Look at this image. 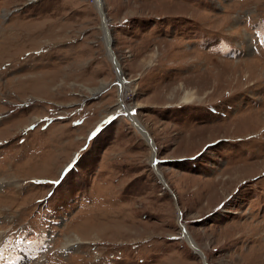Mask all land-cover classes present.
Masks as SVG:
<instances>
[{
    "label": "rangeland",
    "instance_id": "374dc122",
    "mask_svg": "<svg viewBox=\"0 0 264 264\" xmlns=\"http://www.w3.org/2000/svg\"><path fill=\"white\" fill-rule=\"evenodd\" d=\"M97 2L0 0V264H264V0Z\"/></svg>",
    "mask_w": 264,
    "mask_h": 264
},
{
    "label": "bare ground",
    "instance_id": "6f19581e",
    "mask_svg": "<svg viewBox=\"0 0 264 264\" xmlns=\"http://www.w3.org/2000/svg\"><path fill=\"white\" fill-rule=\"evenodd\" d=\"M98 1H100V2H97V5H98V9H99V11H100V13H102L103 14V10H102V2H101V0H98ZM101 5V6H100ZM104 15V14H103ZM106 22V21H105ZM103 28L104 29V32H105V35L107 36V39H106V43H107V52H108V54H110L109 56L111 57V49L109 48L110 47V45H109V34H108V27L107 26H105V25H103L102 24V22H101V25H100V28ZM102 30V29H101ZM102 38H103V32H102ZM114 63V66H115V69H116V71L117 72H119V68H118V64H117V62H116V58H114L113 60H112ZM121 81H123V79H121L119 82H117V85H118V87L120 88V90H121ZM130 119H131V121H132V123L135 125V127H137L138 128V126L136 125V124H138L139 125V123L137 122V121H135V120H132V118L131 117H129ZM137 122V123H136ZM140 126V125H139ZM138 130L140 131V133H142L143 135H144V137L149 141V143L152 145V140L147 136L148 134L147 133H145V129L143 128V126H140L139 128H138ZM157 172V175L160 177V179L162 180L163 178H162V175L161 174H159L158 173V170L156 171ZM187 233V232H186ZM189 236V235H188ZM191 243V242H190ZM199 249V248H198ZM196 251H199L200 252V250H196Z\"/></svg>",
    "mask_w": 264,
    "mask_h": 264
},
{
    "label": "water",
    "instance_id": "95a60500",
    "mask_svg": "<svg viewBox=\"0 0 264 264\" xmlns=\"http://www.w3.org/2000/svg\"><path fill=\"white\" fill-rule=\"evenodd\" d=\"M99 15L101 16V21L103 22V24H105L104 23V16H103V14L102 13H100V11H99ZM137 126H138V128L140 127L138 124H136ZM145 133H147V131H145ZM148 134V133H147ZM148 137H149V134L147 135ZM150 138V137H149ZM155 161V160H154ZM157 173V172H156ZM159 173V172H158ZM160 174V173H159ZM159 180L161 181V183L163 184V186L167 189V190H169L170 191V189H169V186L166 184V182H165V180L164 179H160L159 178ZM180 217V213H179V210H178V219H180L179 218ZM179 224H180V227H181V231H182V234L184 235L185 234V238H186V240H187V242H189L188 244L191 246V248L193 249L192 251L194 252L195 250H199L198 249V246L194 243V241L193 240H191V238L188 236V234L186 233V230H185V228H184V225L181 223V222H179ZM191 242V243H190ZM202 252V251H201ZM194 253H196V252H194ZM201 258H204V255H203V257H201ZM203 264H204V261H203Z\"/></svg>",
    "mask_w": 264,
    "mask_h": 264
},
{
    "label": "snow or ice",
    "instance_id": "6c2138e0",
    "mask_svg": "<svg viewBox=\"0 0 264 264\" xmlns=\"http://www.w3.org/2000/svg\"><path fill=\"white\" fill-rule=\"evenodd\" d=\"M133 111H135L134 109H133ZM112 119H114V118H112ZM99 131V129H97V132ZM93 135H95V133H93ZM153 166L155 167L156 166V162L154 161L153 162ZM37 183H39V181H37ZM55 184H59L60 183V181H55L54 182Z\"/></svg>",
    "mask_w": 264,
    "mask_h": 264
}]
</instances>
